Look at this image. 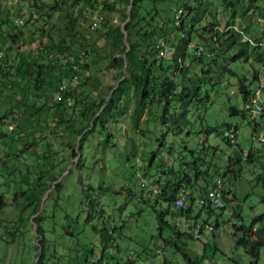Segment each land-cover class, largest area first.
Returning a JSON list of instances; mask_svg holds the SVG:
<instances>
[{
	"label": "rangeland",
	"instance_id": "obj_1",
	"mask_svg": "<svg viewBox=\"0 0 264 264\" xmlns=\"http://www.w3.org/2000/svg\"><path fill=\"white\" fill-rule=\"evenodd\" d=\"M43 1L47 5L52 2V0ZM181 1L188 2L193 7L197 6L191 14L183 16L186 23L194 18L193 15L200 13V18L195 22L196 30L191 34L192 42L189 51H194L197 54L201 50V53L206 52L207 46L204 45L203 37L199 35L202 28H207L206 34L208 36H210L208 28H212L213 26L210 27L212 24H217L215 26L216 30L225 28L227 21L232 17L233 9L231 7L226 8L223 3L224 0ZM231 1L239 3L235 7L237 8L234 17L235 25L244 31L248 27L249 30L246 33L250 39L257 36L264 39V16L261 14V12L264 14V0ZM35 3V0H0V9L9 13L17 30L22 29L25 32L24 40L27 43L34 38L37 39L30 45L22 44L18 53L29 55L28 48H33L35 51L37 50V54L49 59L54 45L58 44L61 38L67 34L69 24L65 15L68 11L72 12V8L70 7L68 10L66 5H62L61 10L56 13L53 12V17L44 22L39 19L38 14L30 19L31 13L35 12L36 9ZM162 6L164 8L170 6V0L164 2ZM240 6L247 10L244 16L241 14ZM101 7L94 10L91 5H88L79 9L81 4H75L73 11L76 19L75 33L77 38L82 39L86 44L89 43L93 47H98L97 49H91L89 53L86 52L83 58L79 55L77 59L79 67H83L84 63H90L92 67L91 72L94 74L89 80L87 89L90 90L92 98L95 99L108 97L107 87L116 83L114 76L117 72V70L97 72L100 65L106 68L109 62L105 58L107 51L103 48L100 49L105 41L100 39L99 36L104 32L107 18H110L109 23L123 26V11L128 10L130 6L118 4L117 7H120L122 11L117 10L115 12L104 11ZM177 14L178 11L175 12L176 20ZM94 23H96L95 26H93ZM176 24L178 25L179 21ZM42 28H44V31ZM224 30L226 31V29ZM224 37L222 41L217 42L218 51L222 52V56L217 51H214L211 56L212 60L215 58V61L211 62L216 70L213 75H215V80H218L217 75L218 71L221 70V66H229L237 75L224 74L222 76L223 81L216 85L217 90L213 91L208 104L197 105L191 111V133L187 129L180 133L170 130V133L165 136L168 142L163 147H158L156 139L158 135L162 134L159 126H164V122L158 117H154L153 120L150 119L146 123L148 114L147 111H144L139 118V126H136L132 121L135 103H131L126 109V114L122 115L116 122L109 123V131L112 133L110 141H106L105 135L94 131L88 135L84 150L80 151L79 156L72 155V147L78 145L79 138L82 135H73L69 130V126L74 124L79 128L82 123L79 120L69 118L74 115L73 108H66L62 105V110L67 109L66 119L58 116L61 114L57 113L56 107L45 110L36 125L22 131L23 137L14 142L9 139L12 135L11 130L16 129L15 124L12 122L14 114H8L3 120H0V132L8 133L5 139L1 138L3 133H0V142L3 145L1 149H3L2 154L4 155L0 159L1 161L5 159L0 168V196L4 194V199H6L0 211V219H2V226L0 227V264H37L39 261L40 257L37 256V253L39 254L41 249L34 248L32 250V244L37 245L39 243L34 222L35 213L32 214L27 223L28 227L25 234H20V237L14 242L7 244L1 237L6 236L9 238L11 235L8 231H16L13 221L17 219L18 211L11 204V192L22 185L24 188L28 186V182L23 178L28 169H31L34 173L29 181H34L41 173V169L44 168L39 166L36 157L38 156L44 161L49 159L40 156V154L36 156L34 154L40 148L46 150L45 146L47 145L50 147L48 155L51 159L48 167L55 165L56 169L53 170L52 174L58 175V181H53L52 186H49L45 191L41 211L44 210L46 200L50 195H52V199H59L60 205L58 204L52 210L54 215H63L64 212H68L71 218L77 219L79 227L84 231L80 245L88 244L91 248L96 246V254L93 256L95 262L90 264H117L122 259L126 260L128 256L138 259L139 264H264V251H262L261 259L259 258L257 262H254L245 249L236 244L232 225L234 220L238 223L250 224L252 218L263 211L260 195L264 193V188L256 178L261 172L260 166L259 164L243 161V171L240 174L238 173L239 176L234 178V173L230 172L224 178L225 170L228 167V156L234 151L232 147H239L244 150V153H247L250 149L260 150V155L264 156V116L261 115L262 111L256 113L252 112V109L247 110L246 107H243L244 104L239 96L237 85L238 78L246 77L249 79L254 68L259 71L260 77L264 78V67H261L253 59L248 63L233 61V56L238 48L227 42V35ZM250 39L244 40V37L242 38L243 41ZM165 43L167 42L164 38L159 40L160 51L164 48ZM45 44L52 46L45 50ZM16 53L17 51L13 50L10 55L14 57ZM208 55L206 53L203 56V63H201V60L196 64L197 74L202 71L203 74L204 70L202 69L208 67L204 66V63L209 60ZM2 57L3 55L0 56V59ZM96 57L97 59H95ZM80 71L83 72L84 70L80 68ZM121 79L118 81L120 82ZM74 80L77 81V77ZM63 83H66L65 85L70 89L74 82L64 81ZM257 85L258 82L254 81L251 87L255 88ZM210 88H212V84H210ZM8 94H11L9 89H5L1 94L4 95L2 96L4 102L1 104L0 110V115L3 116L7 114L4 111L12 102ZM262 96L264 103V93H262ZM52 102L53 98L48 103L51 107L55 105ZM232 107H238L242 111L241 115L233 114ZM20 115L22 116V123H26V117L21 113ZM171 124L172 121L169 123L171 128L181 127L180 123L178 126H172ZM236 126H238L237 134L232 132ZM143 127H149L152 131L148 137L142 136ZM255 127L256 130L253 134ZM228 131L235 137V142H231L232 147L228 145L224 138ZM172 140H175L174 145L170 143ZM6 142L8 143L7 146ZM26 145L28 147H25ZM20 149L25 151L21 152ZM77 149L78 147H76ZM7 151L11 154L10 157L6 156ZM153 152H155L154 157ZM192 154H194V158L201 156L208 163L204 167H209L210 170L208 174L209 183L224 178L222 188L227 191L224 195L228 198V202H226L225 210L216 208L214 211L209 212L196 201L192 215L196 217L197 222L203 224L208 221V223L216 224L218 220L219 227L216 232L211 231L208 227L204 230L202 228L203 232L200 237H196L194 234L192 237L188 234L182 236L179 242L182 243L183 248L177 249L175 245L164 242L160 235L157 215L161 211H165L168 205L161 200L160 203H156L155 197L158 196L157 193L160 190L159 188L156 189L153 180L158 181L160 179L164 181L163 171L168 170L171 165L178 168L179 156L186 161L192 157ZM79 157L83 158L82 162L81 159H78ZM152 157L153 162L150 165ZM76 162L81 164L80 168ZM31 163L34 166L28 167ZM60 184H62V187L57 190ZM203 184L207 183L204 182ZM90 186L95 189V196L100 201L98 206L103 208L102 216L104 220L99 221V216H96L98 219L95 218L91 221L88 216L91 209H93L88 197L89 190H91ZM151 190H153V194H151ZM197 192L195 191V193ZM65 206H68L69 210ZM235 208L240 210L242 220L238 217L231 218ZM165 219L172 224L178 222L177 218L171 214L166 215ZM197 222L196 226L199 225ZM96 224L101 229L104 225L117 226L119 230L115 233V236L118 237L121 249L113 248L103 251L99 234L94 233L92 230L91 225ZM182 226V231L186 232L185 219L182 221ZM163 230L162 236L165 238L172 234L171 228L168 226H165ZM90 235H93L94 238H91ZM148 247L152 249L160 248V250L157 251L158 254L155 257L153 255H139L142 249ZM154 252L150 251V254ZM101 258L103 260H100ZM44 263L51 264L52 262L44 261Z\"/></svg>",
	"mask_w": 264,
	"mask_h": 264
},
{
	"label": "trees",
	"instance_id": "obj_2",
	"mask_svg": "<svg viewBox=\"0 0 264 264\" xmlns=\"http://www.w3.org/2000/svg\"><path fill=\"white\" fill-rule=\"evenodd\" d=\"M35 1L36 9L35 12L31 13L30 19L34 18L35 14H38L39 19L46 22L48 18L53 17V12L56 13L61 10L62 5H66L68 10L71 7L72 12L68 11L65 15L69 24L66 36L62 37L60 42L54 45L56 49H52L49 59H45L40 54H37V50L35 51L33 48H28L29 55L18 53L21 50L22 44L30 45L37 39L34 38L27 43L24 40L25 32L22 29L17 30L15 22L11 19L9 13L0 9V49L4 50L3 57L0 59V110L1 104L4 102L2 97L4 95L1 94L5 89L11 91V94L8 95L12 100L11 104L4 111L7 114L5 116L0 115V120H3L8 114H14L12 122L15 124L16 129L11 130L12 135L9 138L12 142L19 141V138L23 137L22 131H26L33 125H36V122L45 113V110L56 107L57 113L61 114L58 116L66 119V108H73L74 115L69 118L79 120L82 123L79 128L74 124L69 126V130L73 135H82L76 146L78 149L76 150V147H72V155L79 156L80 151L84 150L88 135L94 131L105 135L106 141H110L112 133L109 131V123L112 121L116 122L122 115L126 114L128 106L131 103H135L132 121L136 126H139L138 121L144 111H147L148 114L146 123L150 119L153 120L154 117H158L164 122V126H159L162 134L158 135L156 139L158 147H163L168 142L165 136L170 133V130L180 133L184 129H187L191 133V111L197 105L208 104L213 91L217 90L216 85L223 81L222 76L224 74L237 75L229 66H221V70L218 71L217 75L218 80H215V75H213V73H216V70L214 69L215 66L211 65V62L215 61V58L212 60L211 56L214 51H217L222 56V52L218 51L217 42L222 41L225 35L228 36L227 42L238 48L233 56V61L248 63L253 59L261 67H264V39L257 36L248 41H243L238 31L233 30V28L228 29V27L235 25L234 17L237 12V8L235 7L239 4L237 1L224 0L223 2L226 8L231 7L233 9L232 17L227 21V25L225 26L226 31L216 30L215 26L217 24L211 23L210 27H213L208 28L210 32V36H208L206 34L207 28H202L203 33L201 32L199 35L203 37L207 51L198 54L194 51H189V47L192 42L191 34L196 30L195 22L200 18V13L193 15L194 18L186 23L184 17L187 14H191L194 8L197 7L189 5L188 2L170 0V6L164 8L162 4L167 0H52L50 5L45 4L43 0ZM197 1L201 2V0ZM75 4H81V8L79 9L91 5L95 10L102 6L101 8L104 11L110 12L121 10L120 7H117L118 4L128 7L131 5L130 16L129 10L125 9L123 11V26L121 24L109 23L110 18H107L104 32L99 36L100 39L105 41L100 49L103 48L107 51L105 58L109 62L106 68L100 65L97 72L117 70L114 76L116 83L107 87L109 91L107 98H92L90 90L87 89L89 80L94 74L91 72L92 67L90 63H84L83 67H79L78 60L76 62L71 60L66 61L69 56L78 59L82 50L85 53H89L91 49L98 48L97 46L93 47L89 43L86 44L82 39L77 38V34L75 33L76 19L73 14ZM181 6L187 10V13L180 20H176L175 12ZM239 8H241V14L244 16L247 10L243 6ZM261 14L264 16L263 12ZM177 21H179L178 25L176 24ZM123 27L126 30V35L122 30ZM42 30L44 31V28ZM248 30V27L245 28V32ZM161 38H164L165 42L175 46L172 57L159 56V40ZM50 46L52 45L45 44V50ZM13 50L17 51L14 57L10 55V52H13ZM206 53L209 54V65L208 61L205 62L204 66L208 67L202 69L204 70L203 74V71L197 74L196 64L201 62V60V63H203V56ZM126 62L128 64V75L121 79L125 74L124 68ZM213 64L216 65L215 62ZM80 68L84 71L81 72ZM251 73L252 75L249 79L246 77L238 78V92L243 101V107L246 106L250 96L255 91V88L251 87L253 82H258L260 76L259 71L255 68ZM75 77H77V81L74 80ZM119 79L121 80L117 84ZM64 81L74 82L68 93L74 99L73 105L68 107L58 102L54 103L53 107L49 106L50 99L52 100L59 86ZM210 84H212V88H210ZM62 105L66 106L63 110L61 109ZM231 111L235 115H241L242 112L238 107H232ZM20 113L26 117V123H22ZM261 115L264 116V111ZM171 121L172 126H178L180 123L181 127L178 126L177 129L171 128L169 126ZM237 130L238 126L232 132L237 134ZM255 130L256 127L253 134ZM141 132L143 137H148L152 131L149 127H143V131ZM0 133H3L2 139H5L8 135V133L3 131ZM227 133L224 138L228 145L232 147ZM170 143L174 145L175 140L170 141ZM7 145L8 143L6 142ZM25 147H28V145ZM45 148L46 150L42 149L43 151L41 148L38 149L34 156L40 154V156L51 160L48 155L50 147L47 145ZM233 149V153L228 156V167L225 170L224 178L230 172L234 173V178L239 176L243 171V161L259 164L261 172L256 178L264 188V156L260 155V150L255 151L250 149L247 153H244V150H241L239 147H234ZM2 150L0 149V157L3 158ZM20 151L23 152L25 150L20 149ZM154 154L155 152H153V157ZM6 156L10 157L11 154L7 151ZM153 157L150 159V165L153 162ZM36 159L39 162V166L44 168L41 169V173H39L34 181H29L34 173L31 169H28L23 177L28 182V186L24 188L22 185L17 190L15 189L11 192V204L18 211L17 219L13 221V226L17 232L9 230L8 233H10L11 237L2 236L1 239L3 238L9 244L18 239L20 234H25L28 227L27 223L32 214L35 213L34 222L37 228L39 243L37 245L33 243L32 250L34 248L41 249V252L37 253V256L40 257L37 264H45L44 261L48 263L52 262L51 264L94 263L93 256L96 254V246L91 248L88 244L84 246L80 245L84 231L79 227L77 219L71 218L68 212H64L63 215H54L52 212L55 206L60 205L58 198L52 199V195H50L46 200L44 210L41 211L44 193L49 186H52L53 181H58V175L52 174L56 168L55 165L48 167L49 160L44 161L38 156ZM78 159H81L82 162L83 158L79 157ZM179 159L178 168L171 165L168 170L163 171L164 181L160 179L158 181L153 180V183L160 190L157 193L158 196L156 195L155 197L156 203H160L161 200L165 201L168 205L165 211L163 210L157 215L160 235L164 242L175 245L177 249L183 248L182 243L179 242L182 236L188 234L192 237L193 232H195L197 219L192 215L194 203L199 198L207 195L210 189L216 186V182L214 181L209 183L208 174L210 170L209 167H204V165H208L204 158H201V156L194 158V154H192V157L186 161L181 156H179ZM4 160L1 161L0 159V168ZM32 164L27 165L28 167H32L34 166ZM76 164L79 168L81 167V164L77 162ZM204 182L207 184H203ZM61 187L62 184L58 185L57 190ZM90 187L91 190H89L88 197L93 209H91L88 216L91 218V221L98 216L99 221L104 220L102 216L103 208L102 206H98L100 201L95 196V189L92 186ZM152 191L151 194H153ZM195 191L198 192L195 193ZM221 191L224 202L223 206L219 208L225 210L228 198L224 193L227 191H224L222 188ZM180 196H185L187 205L176 207L175 201ZM4 198V194L0 196V211L6 201ZM260 202L263 204V211L255 215L250 224L244 222L238 223L235 220L232 224L236 244L242 246L254 262H257L259 258L261 259L262 251H264V193L260 195ZM65 207L69 210L68 206ZM202 207L206 208L209 212L215 210L206 205ZM168 214L174 217H181V227L167 221L165 216ZM231 216V218L238 217V219L242 220V215L238 208L234 209ZM184 219L187 233L182 231V221ZM206 223L208 221L201 224L202 228ZM212 225L216 232L219 227L218 220L216 224ZM1 226L2 219H0ZM91 226L93 232L100 236L103 251L113 248L121 249L118 237L115 236V233L119 230L117 226L104 225L103 229L99 228L97 224ZM165 226L170 227L172 231V234L167 238L162 236ZM90 237L94 238L93 235H90ZM159 250L160 248L152 249L148 247L142 249L139 255H153L155 257ZM150 251L156 252L150 254ZM100 260L103 259L101 258ZM137 260L133 259L132 256H128L126 260L122 259L117 264H139Z\"/></svg>",
	"mask_w": 264,
	"mask_h": 264
},
{
	"label": "built area",
	"instance_id": "obj_3",
	"mask_svg": "<svg viewBox=\"0 0 264 264\" xmlns=\"http://www.w3.org/2000/svg\"><path fill=\"white\" fill-rule=\"evenodd\" d=\"M186 13H187V10L185 8L179 9L178 14H177V20H180V18H182ZM95 25H96V23L93 24V26H95ZM229 28H233V30L238 31L241 34L242 38L244 37V40L250 39L248 37V34L244 30L240 29L238 26L233 25V26L228 27V29ZM224 29L225 28H221L220 30L223 31ZM163 46H164V48L160 51V56L161 57L162 56L163 57H165V56L172 57V53L174 51V46L167 44V43L164 44ZM3 52H4V50L0 49V56L3 55ZM201 52H202V50H201ZM201 52H198V53H201ZM85 55H86L85 51H82L80 53L81 58H83ZM68 60L76 62L77 58L76 57L74 58L73 56H69L66 59V61H68ZM65 84L66 83H62L59 86V88L56 91V94L53 98L52 104L55 102H57V103L59 102V103L65 104L68 107H71L73 105L74 99L71 97L70 94H68L70 89H68V87ZM262 93H264V78H261L259 76L258 85L255 87V91L252 93L248 103L245 106L247 110L252 109L253 110L252 112H256V113H261V111L262 112L264 111V103H263ZM227 135L229 136L231 142H235V137L232 133L228 132ZM2 146L3 145L0 142V149ZM221 188H222L221 180H218L216 187H214L212 190H210L208 192V194L205 195L204 197L199 198L197 201L202 206L207 205V206H210L212 208L223 206V198H222ZM156 189H157V187H156ZM157 192H158V190H157ZM185 205H187L185 196H180L179 198L176 199V201H175L176 207H183ZM181 219H182L181 217H177V220H178L177 225L180 227H181ZM204 227L205 228L208 227L211 231L214 230V227L211 224H205ZM202 232H203L202 225L199 224L198 226H196L195 232H193V233L196 237H199L202 234Z\"/></svg>",
	"mask_w": 264,
	"mask_h": 264
},
{
	"label": "water",
	"instance_id": "obj_4",
	"mask_svg": "<svg viewBox=\"0 0 264 264\" xmlns=\"http://www.w3.org/2000/svg\"><path fill=\"white\" fill-rule=\"evenodd\" d=\"M130 9H131V5H130V7H129V9H128V10H129V16H130ZM127 20H128V19H127ZM126 22H127V21H126ZM122 30L125 32V35H126L127 33H126V30L124 29V27L122 28ZM127 44H128V42H127ZM128 45H129V44H128ZM127 66H128V64H127V62H126V63H125V68H124V69H125V75H124L123 78H125V76L128 75ZM123 78H122V79H123ZM118 83H119V81H118Z\"/></svg>",
	"mask_w": 264,
	"mask_h": 264
},
{
	"label": "clouds",
	"instance_id": "obj_5",
	"mask_svg": "<svg viewBox=\"0 0 264 264\" xmlns=\"http://www.w3.org/2000/svg\"><path fill=\"white\" fill-rule=\"evenodd\" d=\"M56 94V93H55ZM55 96V95H54ZM54 98V97H53ZM55 103H57V102H55ZM54 104V103H53ZM231 141V140H230ZM232 148H234V147H232ZM221 180V184H222V179H220ZM216 185H217V181H216ZM216 187V186H215ZM213 189V188H212ZM211 189V190H212ZM222 196H223V193H222ZM223 198V197H222ZM223 202H224V199H223ZM207 206V205H206ZM210 207V206H209ZM220 207H222V206H220ZM212 208V207H211ZM216 208H219V207H216ZM216 208H214V209H216ZM177 218V217H176ZM198 223V222H197ZM206 224H208V223H206ZM212 225V224H211ZM195 226H196V223H195ZM214 227V226H213ZM204 228L205 227H203V230H204ZM215 230V229H214ZM214 230H212V231H214ZM200 237V236H199Z\"/></svg>",
	"mask_w": 264,
	"mask_h": 264
},
{
	"label": "crops",
	"instance_id": "obj_6",
	"mask_svg": "<svg viewBox=\"0 0 264 264\" xmlns=\"http://www.w3.org/2000/svg\"><path fill=\"white\" fill-rule=\"evenodd\" d=\"M223 184V183H222ZM222 187H223V185H222ZM214 188V187H213ZM227 188V187H226ZM223 189V188H222ZM211 190V189H210ZM223 191V190H222Z\"/></svg>",
	"mask_w": 264,
	"mask_h": 264
}]
</instances>
